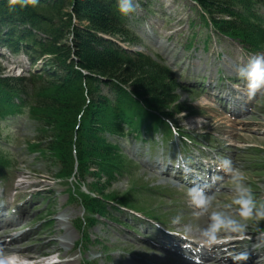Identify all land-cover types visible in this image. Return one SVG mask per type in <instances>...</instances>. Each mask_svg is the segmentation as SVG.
<instances>
[{"label":"trees","instance_id":"trees-1","mask_svg":"<svg viewBox=\"0 0 264 264\" xmlns=\"http://www.w3.org/2000/svg\"><path fill=\"white\" fill-rule=\"evenodd\" d=\"M191 1L204 13L200 17L205 24H213L221 34L246 46L263 47L264 31L251 23L250 13L264 0ZM124 18L116 0H38L25 7H10L8 0H0V39L9 38L7 45L14 51L32 48L37 58L48 59L45 67L49 69L18 80L0 77V119L14 114L7 109L11 96L28 98L32 120L38 124V141L44 142L47 157L57 160L69 175L77 138L81 163L84 158L93 161L108 183L112 181L106 168L114 158L113 150L103 142L102 134L119 131L116 117L135 109L120 107L123 100L130 104L136 98L148 110L166 117L186 110L177 105L178 83L169 70L104 39L131 38ZM69 36L72 42L67 46ZM102 87L118 92L121 101L113 105L100 95Z\"/></svg>","mask_w":264,"mask_h":264},{"label":"rangeland","instance_id":"rangeland-1","mask_svg":"<svg viewBox=\"0 0 264 264\" xmlns=\"http://www.w3.org/2000/svg\"><path fill=\"white\" fill-rule=\"evenodd\" d=\"M38 0H35V2ZM165 7V10H160V5ZM190 0H159L156 6V12L159 13L156 17H150V21H147L146 29H141L143 32H147V37L149 41L145 44V46H132L131 49H136L139 52H144L147 54L153 53L158 51L160 55L167 53L168 50L169 56L172 60H175L176 62L180 63V70H184L186 73V78H190L189 81H194V79L199 78L202 74L206 72V68L204 65L208 67V70L211 72L212 70L217 71L220 69L222 71L223 77H225L227 80L224 82L226 85L231 86L230 83L231 80L229 78L239 77L238 71L241 67L247 64V54L243 51H241V48L232 45L230 43H215L212 45L211 50L208 54H204L203 52V44L200 45L197 44L193 48L189 49L186 48V45L188 43V40H190V35L193 34L191 29H189V22H196V19L198 20V13L193 9L194 5ZM75 5V3L73 4ZM136 12H138L139 16L143 15V12L145 13V6L146 2L145 0H136ZM143 5V6H142ZM140 6V7H138ZM152 7V11H153ZM73 9V8H72ZM147 9V7H146ZM142 10V11H141ZM134 11V12H135ZM161 11L164 13H168V17L172 18L170 22H168L167 19L161 18ZM132 13L129 17V19H132ZM217 18L220 19L219 16ZM222 18V16H221ZM136 22V21H135ZM133 24L134 29L139 32L140 24L135 23ZM83 26H87V24L84 22ZM27 28V26L25 27ZM65 32V31H64ZM141 34V33H140ZM141 36H143L141 34ZM118 40L122 41L123 46H127V44L132 45V40L130 37L125 36H117ZM67 41V42H66ZM65 42L68 45H71L72 38L66 37ZM64 42V43H65ZM121 42V43H122ZM224 44V45H223ZM0 54H3L4 56H0V68L4 71L2 74H0V77H3V79H12L15 80L17 78H23L27 76V73L30 69V61L26 60L24 56H20L17 58H14L11 56L9 52H7L5 49L0 48ZM39 66V65H37ZM232 67V69H231ZM188 72V73H187ZM241 85V84H240ZM200 103L202 105V108L206 111L209 110V106H217L214 105V102L212 101H206V99L200 100ZM261 102H257L258 104H261ZM262 108V109H261ZM264 108L262 106H259L255 108V115L256 117H260L262 113H264ZM217 111H214L212 114L216 115ZM261 113V114H259ZM259 114V115H257ZM223 119L226 120V123H230L231 119L228 117H223ZM249 120L247 119V122ZM182 126L187 128L190 131L195 130L198 123L193 121L192 119H187ZM19 128V125L15 127V130ZM21 130L22 135L25 138V140L33 139L35 136V133L32 131L34 130V124L30 125L29 127L25 123H21ZM23 161H25V166L21 169L19 173H17V180L15 182V190L17 189V194L14 196L12 194L13 192H10L8 194L7 201L11 204V202L14 201V204L19 203V210L15 209L14 213L17 216V220L19 222H16L15 225L18 226V231L14 232H20L22 234V240L14 243L15 246H17L18 249L22 246L21 250L29 249V252L23 253V255H26V257L29 258L30 255H33V257H41V255H52L57 254L63 258L69 257L70 255L73 256L74 259H72L68 264H79L80 263V254L74 247V244L78 241V234L74 231L75 229L72 228L73 224H71L79 214V210L72 208V220H66L65 222H60L55 225L53 230L46 231L45 234L42 235V237H39L37 239V235L34 229H36L40 224L33 225L31 214L33 207L31 203H33L30 200V197L33 194H38L41 192V190H44L46 188H51L57 190L56 196H57V205L59 208V204L63 203V201H66V196H63L62 189L58 190L55 184H52V176L56 173V169L53 168V166H50L48 162H46L45 159H41L37 157H25L23 156ZM149 160L145 159L144 163L146 167H142L144 173H140L141 176H145L146 179H149L152 177V172L148 169L149 166ZM148 167V168H147ZM147 174V176H146ZM128 185L126 182H122L110 189L109 192L118 191L120 193L126 191L128 189ZM21 189V190H20ZM28 189V190H27ZM24 192V193H23ZM23 193V194H21ZM2 194V190L0 189V196ZM39 202V201H38ZM55 203V201H54ZM29 204V205H28ZM39 204V203H38ZM36 204V205H38ZM31 210V213L29 212ZM42 212L41 209H39V213ZM36 213H33L32 216H35ZM59 218V216H57ZM55 219H51V221H54ZM57 221V220H56ZM62 221V220H59ZM34 226V227H33ZM71 227V228H70ZM33 228V229H32ZM68 228V231H67ZM74 229V230H73ZM7 231H12L7 230ZM34 231V232H32ZM31 235H27L30 234ZM19 234V233H18ZM13 235V233H12ZM68 235V247H64L62 245L63 238ZM94 237H102L107 239V234L105 231H102V228L98 227L93 232ZM8 237H11L8 235ZM112 238V237H111ZM10 239V238H9ZM13 237H11L12 241ZM123 240V239H122ZM98 251V250H97ZM100 254H102L100 251H98ZM29 253V254H28ZM38 254L39 256H34ZM28 255V256H27ZM18 257L19 255H11ZM20 259H22L20 257ZM52 259V258H51ZM89 260V259H87ZM113 262H117V259ZM132 264H136L134 261H130ZM105 263V262H104ZM105 264H112V263H105ZM129 264V263H128Z\"/></svg>","mask_w":264,"mask_h":264},{"label":"clouds","instance_id":"clouds-1","mask_svg":"<svg viewBox=\"0 0 264 264\" xmlns=\"http://www.w3.org/2000/svg\"><path fill=\"white\" fill-rule=\"evenodd\" d=\"M10 7L19 5L25 7L34 4L35 0H8ZM119 13L127 16L136 10V0H116ZM238 76L246 82L247 95L255 97L258 94L264 96V52L250 57L247 64L238 71ZM177 167L187 174L191 171L188 162L179 158ZM218 168L225 173L232 182L233 199L231 203L225 204L223 209L219 206L214 208L213 196L206 193L202 186L189 187L186 196L197 210V217H206V226L199 229L196 243L200 248L211 247L222 238H232L234 234L243 236L250 227L258 229V222L264 220V202L257 201L252 189L246 184L244 175L236 169L230 158H221ZM218 178L213 177V182ZM235 206V215L227 209ZM255 221V223H252ZM171 223L176 226L182 225V216L176 215ZM184 232L190 236L191 229L183 225ZM264 237V231L259 232ZM187 238V237H185ZM247 253H241L233 257L234 261L246 260ZM0 264H9L5 258H0Z\"/></svg>","mask_w":264,"mask_h":264},{"label":"bare ground","instance_id":"bare-ground-1","mask_svg":"<svg viewBox=\"0 0 264 264\" xmlns=\"http://www.w3.org/2000/svg\"><path fill=\"white\" fill-rule=\"evenodd\" d=\"M28 190V189H27ZM10 231H4L3 233H2V236L4 237L6 234H8ZM2 236L0 235V239H2ZM68 238H65V239H63V240H67ZM16 240H18V238H15V239H13L12 240V242L13 241H16ZM63 246H67V245H63ZM20 249H22V246L20 247ZM20 249H18V248H15V249H12V247L11 246H8L7 248H5V249H3V250H1L0 251V256H3V257H5V258H8V257H10L11 255H13V253H17V256L19 255L20 257L23 255V253H25L26 251L27 252H29L28 250L29 249H26L25 251L23 250V251H20ZM19 252V253H18ZM29 254V253H28ZM28 256V255H27ZM20 257H19V259H18V257H15V256H13L12 258L13 259H18V261H20V260H22V259H20ZM26 257V256H25ZM30 257V259L31 260H36V258L37 257H33V255H30L29 256Z\"/></svg>","mask_w":264,"mask_h":264}]
</instances>
